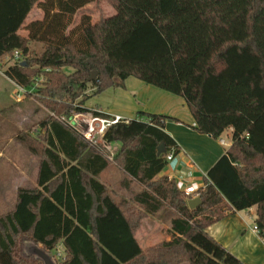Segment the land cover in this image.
<instances>
[{
	"label": "trees",
	"instance_id": "trees-1",
	"mask_svg": "<svg viewBox=\"0 0 264 264\" xmlns=\"http://www.w3.org/2000/svg\"><path fill=\"white\" fill-rule=\"evenodd\" d=\"M101 2L114 13L94 23L84 14L67 32L73 15ZM35 5L43 18L23 36ZM14 51L20 58L11 61ZM0 66L8 80L33 90L22 99L49 112L35 136L16 138L38 157L36 184L19 187L13 208L0 215V264H43L23 251L24 240L48 252L60 244L55 264H244L206 229L251 207L264 241V0H0ZM130 76L181 97L197 132L219 138L231 129L230 145L196 191L160 175L168 152H178L164 131L166 116L138 111L107 127L104 143L116 144L109 157L57 119L109 117L85 101L124 88ZM110 164L123 172L128 200L115 201L98 179ZM132 182L140 191H131ZM194 195L200 204L190 209ZM129 204L142 216L171 210L169 239L141 249L138 221L122 212Z\"/></svg>",
	"mask_w": 264,
	"mask_h": 264
},
{
	"label": "crops",
	"instance_id": "crops-1",
	"mask_svg": "<svg viewBox=\"0 0 264 264\" xmlns=\"http://www.w3.org/2000/svg\"><path fill=\"white\" fill-rule=\"evenodd\" d=\"M1 76L8 80L5 76ZM13 92L14 88L9 94V99L12 101L15 100ZM9 105L7 99L0 98V113H4ZM84 106L108 116L119 115L123 119L134 118L138 111L166 116L164 131L174 140L178 152L167 162L160 175L173 178L186 193L194 192L204 184L207 171L231 143H226L220 136L213 138L197 132L194 129L195 122L181 97L145 84L132 76L125 79L124 88H108L87 99ZM12 138L14 139L10 136V139ZM3 141L9 142L6 139ZM112 145L116 147V144ZM12 151V148L6 147L0 150V157L4 156L11 165V173L14 163L9 158V154ZM7 170L5 168L8 174ZM11 173L10 181L6 176L4 182L0 184V199L5 197L7 189L12 192L10 193L12 196L19 187H22L20 184L14 186L11 182ZM112 176H117L114 187L109 183ZM123 177V172L114 164L108 165L98 176V179L108 187L115 201L121 198L128 200L130 197L129 193L120 187ZM130 189L138 192L141 187L132 182ZM122 212L128 220L130 217L138 221L134 227V237L141 249L169 239L165 230L170 228L171 219L175 217L171 210H160L153 216H142L138 205L129 204L122 209ZM255 217V207L243 211H231L221 220L208 226L206 230L212 238L244 264H264V241L253 230ZM36 246L38 249L36 256L43 264H55V260L63 255L60 244L53 252L43 250L39 244Z\"/></svg>",
	"mask_w": 264,
	"mask_h": 264
},
{
	"label": "rangeland",
	"instance_id": "rangeland-1",
	"mask_svg": "<svg viewBox=\"0 0 264 264\" xmlns=\"http://www.w3.org/2000/svg\"><path fill=\"white\" fill-rule=\"evenodd\" d=\"M113 13L114 10L112 6L106 2H101L97 5L89 4L85 7V13H77L73 15L71 23L67 28V32H69L79 23L81 16L84 14H88L90 17V22L94 23L100 17L110 16ZM42 18V9L38 5H35L27 15L25 25L18 31V33L27 36V24L34 20H41ZM40 49L41 44H31L30 53L37 54L40 52ZM67 71H70V69H67ZM13 88L14 85H12V83L8 80L6 81L5 79H3V77L0 75V98H5L10 103V105L5 108L6 111L4 113H0V150H4L5 147L7 149L12 148L13 151L11 154H9V158L13 160L14 163L11 173L10 163L5 160L4 156L0 157V184L4 182L6 176L9 180L11 173V182H13L14 186L18 184H20V186L22 187L35 186L38 157H36L27 148L21 145L16 138L21 134H31L32 136H35L34 130L37 128V123L41 119L45 118L49 114V112L37 100L31 97L21 99L20 101H15L16 99L12 101L11 99H9V94L11 93ZM10 136L14 137V139H10ZM41 136L42 135L40 134L36 137ZM220 137L226 143H230L231 129L225 130ZM1 138H4L9 142L5 143L3 141L4 139L2 140ZM114 146L115 145L112 144L108 145V149H105L108 154H113L115 150ZM99 148L103 147L100 145ZM5 168L8 169V174L6 173ZM115 179H117V176H112V179L109 182L111 187H114L113 185L115 184ZM10 193L12 192L8 191L7 189V191H5V197L3 199H0V215L8 212L14 206L16 191L12 196ZM128 195L130 196V194ZM36 250H38L36 244L24 240L23 251L25 253L33 254L36 256Z\"/></svg>",
	"mask_w": 264,
	"mask_h": 264
},
{
	"label": "built area",
	"instance_id": "built-area-1",
	"mask_svg": "<svg viewBox=\"0 0 264 264\" xmlns=\"http://www.w3.org/2000/svg\"><path fill=\"white\" fill-rule=\"evenodd\" d=\"M19 58H20V53L18 51H14L10 60L16 61L19 60ZM0 75L4 76L1 70V66H0ZM10 82L12 83V85H14L13 95H14V99L16 100H20L25 95V93L32 91V89H27L25 87L13 83L12 81ZM57 119L60 122L74 129L92 146L99 148L101 145L104 149L103 148L100 149L103 152H105L109 157L110 154H108L107 151L105 150L108 149L109 144L104 143L102 139L103 133L107 129V127L119 122L123 118L119 115H111L109 117H106V116L92 114L91 112H72L70 116H60L57 117ZM173 155H174V151L172 149L166 155L167 162L172 159ZM253 230L258 234V230L255 225L253 227Z\"/></svg>",
	"mask_w": 264,
	"mask_h": 264
},
{
	"label": "water",
	"instance_id": "water-1",
	"mask_svg": "<svg viewBox=\"0 0 264 264\" xmlns=\"http://www.w3.org/2000/svg\"><path fill=\"white\" fill-rule=\"evenodd\" d=\"M22 63H24V62H22ZM95 75H96V72L93 71L90 74V76L88 77V80H92L95 77ZM187 204H188V207L190 209H193V208L197 207L200 204V199L198 197L190 198V199L187 200Z\"/></svg>",
	"mask_w": 264,
	"mask_h": 264
}]
</instances>
